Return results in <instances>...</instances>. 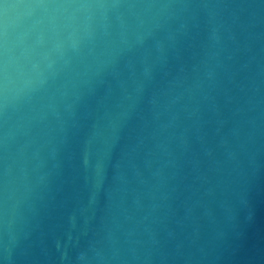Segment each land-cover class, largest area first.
Returning a JSON list of instances; mask_svg holds the SVG:
<instances>
[{"label":"water","instance_id":"95a60500","mask_svg":"<svg viewBox=\"0 0 264 264\" xmlns=\"http://www.w3.org/2000/svg\"><path fill=\"white\" fill-rule=\"evenodd\" d=\"M0 264H264V0H0Z\"/></svg>","mask_w":264,"mask_h":264}]
</instances>
